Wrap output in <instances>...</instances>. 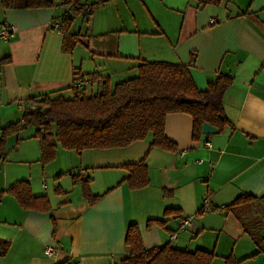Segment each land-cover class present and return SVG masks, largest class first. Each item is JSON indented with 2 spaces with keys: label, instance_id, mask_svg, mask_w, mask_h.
<instances>
[{
  "label": "crops",
  "instance_id": "obj_1",
  "mask_svg": "<svg viewBox=\"0 0 264 264\" xmlns=\"http://www.w3.org/2000/svg\"><path fill=\"white\" fill-rule=\"evenodd\" d=\"M96 2L102 4L83 17L84 30L74 27L73 18L68 33L79 35L80 41L69 53L62 51L63 34L51 26L63 8L4 9L0 4V26L16 28L12 40L0 43V134L20 120L29 98L69 99L81 76H95L88 87L95 95L106 85L112 90L111 85L136 77L139 65L155 62L186 66L201 90L219 77L230 78L223 109L232 127L193 141L192 118L168 114L164 135L174 150L149 151V184L139 190L118 185L128 175L121 166L139 162L150 138L126 148L81 154L58 148L56 159L44 167L34 131L8 137L0 191L27 181L34 196H47L51 208L25 211L12 196L0 199V239L10 243L0 264H119L128 255L124 240L131 224L137 225L145 250L169 245L225 259L229 255L218 254L219 247L243 242L251 252L233 258L253 255L256 247L227 208L242 194L264 199V0L84 4ZM65 173L70 177L64 178ZM72 176L90 178L91 193L103 197L90 206ZM76 188L80 195L72 199ZM206 198L210 213L201 212ZM254 206L264 209V201ZM166 210L174 212L165 216ZM184 219L191 227L171 242ZM159 220L165 223L147 226ZM45 249L53 255L47 256ZM240 264H264V254Z\"/></svg>",
  "mask_w": 264,
  "mask_h": 264
},
{
  "label": "trees",
  "instance_id": "obj_2",
  "mask_svg": "<svg viewBox=\"0 0 264 264\" xmlns=\"http://www.w3.org/2000/svg\"><path fill=\"white\" fill-rule=\"evenodd\" d=\"M209 2L210 0H203L202 3ZM0 4L4 9L63 8L65 12L58 19L72 12V18L63 19L60 23L63 34L62 51L69 53L80 41L79 35L68 33L73 18L78 15L92 16L102 2L84 4L80 0H60L56 5L55 0H0ZM137 71L136 77L115 85L113 90L106 85L101 93L95 95H88L86 91H79L72 86V97L69 99L59 95L26 100L20 120L1 129L0 163L4 158L7 138L28 127L34 129L33 137L39 143L41 164L44 167L56 159L58 148L81 154L86 150L126 148L150 138L149 150L139 162L121 166L128 175L118 185L125 183L130 190H139L149 184L146 164L149 151L155 148L174 150L173 144L164 135V121L168 114L185 113L192 118L193 141H198L202 136L203 124H208L219 132L232 127L223 109V97L232 84L230 78L219 77L201 90L184 65L143 63L138 66ZM81 77L93 81L95 76ZM181 98L192 103L182 104ZM72 178L80 183L82 198L90 206L103 197L91 193L90 178ZM5 195L12 196L25 211L43 213L51 208L47 196H34L27 181H19L0 191V199ZM259 201L264 199L242 194L227 208V212L240 222L244 233L250 237L257 250L241 261H236L229 255L224 259L225 264H240L264 254V239L259 235L264 229V223L254 222L249 227L241 218V214ZM173 212L166 210L165 216ZM164 223L165 221L160 220L148 221L147 226H162ZM124 243L128 255L119 264H211L216 258L213 252H188L169 245L145 250L136 224L127 227ZM9 249L10 243L0 239V257L6 256ZM60 264L73 263L64 261Z\"/></svg>",
  "mask_w": 264,
  "mask_h": 264
},
{
  "label": "rangeland",
  "instance_id": "obj_3",
  "mask_svg": "<svg viewBox=\"0 0 264 264\" xmlns=\"http://www.w3.org/2000/svg\"><path fill=\"white\" fill-rule=\"evenodd\" d=\"M80 1H81V3H85L86 2V0H80ZM90 1H94V0H89V1L87 0V2H90ZM73 24H74V27L76 29L80 28L81 30H84L85 27H86V22H85V20H83V16L82 15L76 16L74 21H73ZM111 87H112V90H113L115 85H111ZM87 92H88V95H90L89 89L87 90ZM24 131H26V133H30V132H33L34 129L32 127H29L27 129H25ZM63 176H64V178H69L70 177L68 175V173L63 174ZM94 189H95V187H94ZM79 195H80L79 188H76L75 189V193H73V195L70 196V197L72 199H75ZM263 213H264V209H262L261 207H259V206H251L244 214H241V218L244 220L245 223H247L249 225V227H251L252 223H254V222H257V223L258 222H262V223H264V214ZM262 232L259 235H260V237L263 238L264 235H263ZM242 243L243 242H238L236 245H232V244L223 245V247H219L220 250H217L216 252H218V254H221V256H224L223 254H226L225 256L232 255L235 259L239 258V256H243L244 254H249V252H251V251H247L246 252L247 247H246V245H243ZM234 248H235V251H233ZM240 248L242 250H244V251L240 252L239 251ZM211 264H225V260L222 259L221 257H216V258H214V260L212 261Z\"/></svg>",
  "mask_w": 264,
  "mask_h": 264
},
{
  "label": "built area",
  "instance_id": "obj_4",
  "mask_svg": "<svg viewBox=\"0 0 264 264\" xmlns=\"http://www.w3.org/2000/svg\"><path fill=\"white\" fill-rule=\"evenodd\" d=\"M73 17V13L69 12L67 14H65L61 19L55 20L51 23V26L53 29H55L57 31V33L62 34V29H61V20L63 19H70ZM213 23V21H211ZM16 34V28L13 25L10 24H3L0 26V43H6L9 42L10 40H12L15 37ZM90 85V81L87 77H81L76 79L73 82V87L79 91H87L88 87ZM207 146H209V144H207ZM208 201L209 199L206 198L203 201V205L201 208V212L203 213H210L213 211V209L208 205ZM221 208H224V206H222ZM191 227V222L189 219H184L182 220L179 224H178V228L177 231L174 232L173 234L170 235L169 239L171 242H175L177 239V234L187 228ZM45 254L47 256H52L53 255V251H51L50 249H45Z\"/></svg>",
  "mask_w": 264,
  "mask_h": 264
},
{
  "label": "water",
  "instance_id": "obj_5",
  "mask_svg": "<svg viewBox=\"0 0 264 264\" xmlns=\"http://www.w3.org/2000/svg\"><path fill=\"white\" fill-rule=\"evenodd\" d=\"M180 103L182 104H191L192 101H188L187 99H184V98H181L180 99ZM201 132L202 134L204 135H214V134H217L218 133V130L208 124H203L202 127H201Z\"/></svg>",
  "mask_w": 264,
  "mask_h": 264
}]
</instances>
